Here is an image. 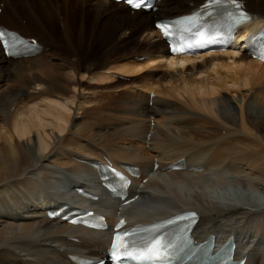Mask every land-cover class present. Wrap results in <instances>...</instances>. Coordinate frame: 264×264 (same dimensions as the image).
Here are the masks:
<instances>
[{
    "label": "bare ground",
    "instance_id": "obj_1",
    "mask_svg": "<svg viewBox=\"0 0 264 264\" xmlns=\"http://www.w3.org/2000/svg\"><path fill=\"white\" fill-rule=\"evenodd\" d=\"M243 1L253 21L243 26L241 39L246 30L256 33L264 27V0ZM3 3L0 24L24 37H39L43 49L12 59L0 47V264H66L72 250L88 256L104 254L107 230L67 224L45 214L46 206L56 202L48 194L49 185L74 178L61 188L68 189L72 200L80 198L73 187L81 180L76 177L92 175L84 160L100 153L116 165L131 162L141 168L128 198L139 197L125 209L153 206L154 210L129 213L128 209L125 213L130 222L138 216L197 210V238L212 234L217 240L233 231L236 252L244 257V264H264V63L242 51V42L224 52L167 58L165 42L153 28L154 21L186 14L202 0H161L156 11L142 16L141 10L130 12L109 0ZM106 13L108 19L103 17ZM8 16L27 20L17 27L6 23L11 21ZM55 22L62 29L51 36L49 30ZM87 34L90 42L102 34L115 45L110 42L99 58L82 61ZM140 56L145 57L142 62L134 59ZM162 64L169 70L161 71ZM223 69L232 71L213 75ZM116 72L141 79L124 82L108 77ZM70 73L75 78L89 74L107 80V94L93 106L96 114L100 109L105 113L103 118L99 116L103 126L95 125L96 119L82 122V116H70L67 109L62 112L59 108V99L76 101L74 96H64L72 83ZM201 75L209 83L197 80ZM32 83L40 90L30 91ZM172 91L187 104L159 96L171 97ZM40 104L43 108L39 110L36 105ZM194 106L203 108L202 113L194 112ZM110 124L114 126L108 127ZM45 137L51 140L48 149ZM179 159L186 162L184 170H163ZM156 163L159 167L153 171ZM239 189L251 193L252 199L258 195L255 200H262L261 196L263 200L241 203L245 201ZM218 190L221 196L216 195ZM85 203L99 208L96 202ZM117 210V206L105 210L112 223ZM69 235L79 241H72Z\"/></svg>",
    "mask_w": 264,
    "mask_h": 264
},
{
    "label": "snow or ice",
    "instance_id": "obj_2",
    "mask_svg": "<svg viewBox=\"0 0 264 264\" xmlns=\"http://www.w3.org/2000/svg\"><path fill=\"white\" fill-rule=\"evenodd\" d=\"M125 2L133 6L135 9H140L142 6H145L144 0H140L138 3H134V0H125ZM202 2H204V0H202ZM221 4H230L235 7H239L237 0H206L204 6L207 8L208 5ZM145 7H150V5ZM228 18L233 22V24H239L242 21L243 14H233L230 12L228 13ZM157 26L164 29L165 36L169 35L165 25ZM231 26L232 25H229V28ZM196 35L199 36L200 39H196L194 43L188 44L184 47L170 46V52H183L186 49L207 48L210 43L218 42L213 41L211 37L205 40L204 32H198ZM6 36L15 37L16 34L12 32L6 33L5 31L0 30V41H5ZM20 43L23 44L26 43V41H20ZM4 46L7 50V43H5ZM110 170L113 171L115 175L119 176L117 170ZM124 183L125 181L122 180L121 187L124 186ZM198 220V214L194 211H189L166 220L162 224H151L147 227L133 228L123 231L121 229L124 222L121 221L116 225V234L109 249V254L112 258L113 264H125V261H132L134 264H142V262L143 264H170L172 257L177 251H180L185 246L192 244L190 232ZM168 225L173 226L176 233L175 238L170 242H167L163 235H156L157 233H160L162 228H165ZM140 233H151L152 237L146 242L140 244L137 239Z\"/></svg>",
    "mask_w": 264,
    "mask_h": 264
},
{
    "label": "rangeland",
    "instance_id": "obj_3",
    "mask_svg": "<svg viewBox=\"0 0 264 264\" xmlns=\"http://www.w3.org/2000/svg\"><path fill=\"white\" fill-rule=\"evenodd\" d=\"M3 1H6V0H1V3H3ZM34 1H36V0H34ZM0 3V7L1 8H3V6L2 5H4V3L3 4H1ZM37 4V3H36ZM36 4L35 5H33L34 7L36 6ZM169 8V7H168ZM35 9V8H34ZM7 10H9V9H6V11ZM10 12H12V10L10 11ZM146 13V12H145ZM144 12H141L140 13V15L142 16V15H147V14H145ZM9 17V16H8ZM22 16H20V19H22V20H18V19H16V18H14V17H12V16H10L8 19L9 20H11L10 22H12V23H10L9 21L8 22H6V23H9V24H12V25H14V26H17V27H19L20 25H24L26 22V20L27 19H25V18H21ZM103 17L104 18H106V19H108L109 17H110V15L109 16H107V13L106 14H103ZM157 17V16H156ZM155 17V18H156ZM1 20H4V16H0V21ZM7 20V17H5V21ZM58 22V21H57ZM15 23V24H14ZM55 24H56V27H55ZM53 27H55V28H53ZM53 27H52V29H50L49 31V33H50V35L52 36H57V35H59V32H60V30L62 29V27L60 26V24L58 23V25H57V23L55 22L54 23V25H53ZM57 33V34H56ZM140 33V32H139ZM108 35V34H107ZM142 37H144V34L142 33ZM101 41H103V43L101 42ZM111 40L110 39H106V40H104V38H103V35L102 34H100V36H97V37H94L93 39H92V41L90 42V35L89 34H87V39L84 41V43H83V48H82V53L84 54V56H83V59H82V61H85V60H88V61H93V60H95V59H97V58H99V56L101 55V53L100 52H102V50L103 49H106L107 47H109L110 46V44L112 45V46H114L115 45V43H114V41H112L111 43ZM101 43V44H100ZM110 43V44H109ZM60 50L62 49V50H64L63 48H59ZM91 49V50H90ZM47 50V49H46ZM117 51H119V50H117ZM117 51H115V52H117ZM119 52H121V51H119ZM45 59H46V57H45ZM135 59V58H134ZM136 60L138 61L139 60V62H142L144 59H140V58H136ZM76 67V69H78V65L77 66H75ZM169 70V67L168 66H166V65H161V67H160V70L161 71H165V70ZM224 70V71H223ZM223 70H220V71H218V72H212L213 73V75L215 74V76H217V75H219L220 74V72H221V74L222 73H224V72H229V71H232V69H230L229 71H227V69L225 70V69H223ZM218 73V74H217ZM8 75H9V73H8ZM82 74H80V76L78 75V76H76V78H75V75H72V73H70V76L68 77L69 78V84L71 85V86H69V85H67V87H68V89H66L67 91H66V93H64V96L65 97H68V98H70V97H72V96H74V97H76V101L74 102V104L73 103H71L72 102V98L71 99H67V100H63V99H59V102H61L60 104H59V102L57 103V104H59V108L62 110V112L64 111V110H66L67 112V114H69L70 116H78V117H80V116H82L81 117V121L82 122H85V123H88V122H93V120L94 121H96V120H98L97 122H99V123H95V125H98V126H103L101 123H104L103 121V116H105L104 114V112H100V110L98 111H96V112H98V113H103V114H96L95 113V109H93L94 107H95V105L97 104V100H101V99H103V97H101V95H106L107 94V91H106V85H107V83L105 82V81H107V80H105V81H103V80H99L98 78V76H93V75H89V74H86V75H83V76H81ZM129 75H132V74H129ZM206 75V74H205ZM205 75H201V76H198V79L197 80H199V81H201V80H203V82H205V84H206V82H208L209 83V81H207V79H205L206 77H205ZM72 76H74V77H72ZM108 76V75H107ZM112 77H110V76H108L109 78H114V79H120V81H126V82H130V81H132L133 80V82H137V80L139 81V78H140V76H137V75H134V76H126V75H122V74H119V73H114V74H112L111 75ZM118 76H120L121 78H119ZM83 77H84V79H83ZM210 77H212V75L210 76ZM74 78V79H73ZM80 78V81L81 82H78V79ZM81 78H82V80H81ZM89 78V79H88ZM94 78V79H93ZM97 79V80H96ZM141 79V78H140ZM155 81H158V76H156L155 78ZM209 79V78H208ZM99 80V81H98ZM101 81H103L102 83H100ZM82 82H83V84H82ZM78 83V84H77ZM33 85H32V88L34 89H32V88H30L31 87V85H29L28 87L30 88V91H38V90H40V88H39V86L38 85H35L34 83H32ZM37 84V83H36ZM76 84V87L77 88H74L73 87V85H75ZM80 85H82V89L84 90H80L81 89V86ZM208 85V84H207ZM38 86V87H37ZM79 86H80V88H79ZM107 86H109V85H107ZM28 87H26L25 89H28ZM73 87V88H72ZM86 87V88H85ZM100 87V88H99ZM104 88V89H103ZM13 89L14 90H16V87H13ZM74 89V90H73ZM75 89H77V90H75ZM82 91V92H81ZM141 91V90H140ZM20 92V91H19ZM82 94H81V93ZM85 92V93H84ZM176 92H174V91H172L171 93H169V95H171V97L170 96H166L165 97V95H159L160 97H162V98H168L169 100H171V101H180L181 100V102L180 103H182V104H185V100L183 99V97H179L178 96V94H175ZM181 94V93H180ZM174 95H176V96H178V97H176V96H174ZM170 97V98H169ZM24 98V97H23ZM101 98V99H100ZM172 98V99H171ZM174 99H178V100H174ZM70 100V101H69ZM89 100V101H88ZM76 104H77V106H76ZM80 104V105H79ZM187 104V103H186ZM185 104V105H186ZM38 105V104H37ZM36 105V107H38V109L40 110L41 108H43V106L40 104L39 106H37ZM62 105H64V106H62ZM92 105V106H91ZM78 106H81V108L82 109H80V111L79 110H76V108L75 107H78ZM94 106V107H93ZM97 106V105H96ZM65 108V109H64ZM83 108L84 109H87V112H84L83 111ZM89 108V109H88ZM37 109V108H36ZM68 109H70L71 111H68ZM91 109V110H90ZM198 109V110H197ZM94 110V111H93ZM192 110L194 111V112H196V110H197V112L198 113H202V111H203V108H197V107H193L192 108ZM199 110L201 111V112H199ZM89 111V112H88ZM91 111H93V112H91ZM74 112H76V115L74 114ZM78 112V113H77ZM93 113V114H92ZM78 114V115H77ZM84 114V115H83ZM97 115L98 116V118H99V116L100 115H102L101 117L102 118H96L97 116H94V115ZM88 116V117H87ZM47 117V116H46ZM91 117V118H90ZM157 117V116H156ZM96 119V120H95ZM103 121H102V120ZM46 120H48V118L46 119ZM45 120V121H46ZM101 120V121H100ZM152 120V119H151ZM87 121V122H86ZM48 122H50V118H49V120H48ZM126 125H128L127 124V122H124ZM69 124V123H68ZM68 124H67V126H68ZM66 126V127H67ZM114 125H112V124H110L108 127H113ZM51 129V127L49 126V127H47V128H45L46 129V131H48V130H50ZM58 133V132H57ZM59 134V133H58ZM45 136V135H44ZM44 140H46V143L49 145L48 147H47V149L50 147V144H51V140H50V138H44ZM46 152V151H45ZM65 172V171H64ZM225 175L226 176H228L229 177V174H227V173H225ZM239 190H241L242 192L240 193V197L245 201V202H241V203H249L250 201H252V200H254V201H257V202H260V201H262L263 200V197L261 196V198H262V200H255L256 198H257V196L258 195H254L253 196V198L254 199H252V196H251V193H249L248 191H246V190H243V189H239ZM220 192V190H218V192H217V196H221V193H219ZM222 193L224 192V191H221ZM246 193H247V195H246ZM229 196V195H228ZM250 204V203H249ZM2 248H3V246H2Z\"/></svg>",
    "mask_w": 264,
    "mask_h": 264
}]
</instances>
